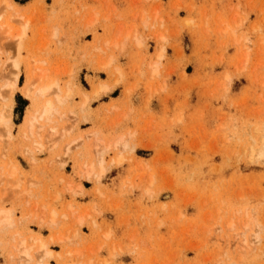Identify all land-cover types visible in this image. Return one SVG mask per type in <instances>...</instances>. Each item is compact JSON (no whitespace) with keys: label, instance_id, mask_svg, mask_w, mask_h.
<instances>
[{"label":"rangeland","instance_id":"rangeland-1","mask_svg":"<svg viewBox=\"0 0 264 264\" xmlns=\"http://www.w3.org/2000/svg\"><path fill=\"white\" fill-rule=\"evenodd\" d=\"M5 1L1 23L29 26L0 32V264H264V0ZM38 68L70 89L60 136L27 126ZM93 133L128 142L100 181L78 159ZM21 239L52 256L18 260Z\"/></svg>","mask_w":264,"mask_h":264},{"label":"bare ground","instance_id":"bare-ground-1","mask_svg":"<svg viewBox=\"0 0 264 264\" xmlns=\"http://www.w3.org/2000/svg\"><path fill=\"white\" fill-rule=\"evenodd\" d=\"M9 1V0H8ZM8 1H5V3H6V6L5 7H7V5H10V6H8V7H10L11 8V4L8 2ZM8 2V3H7ZM11 2V1H10ZM14 5V4H13ZM16 5V4H15ZM17 6V5H16ZM12 9V8H11ZM13 10V9H12ZM2 14V12L0 11V32H2L3 33V35H5L7 38H11V39H13V41L15 42V44L17 45V43H18V45H19V43H21L22 42V40H24V38H26V31H27V28H28V26L27 25H23L22 27H21V30H19L20 28H18V29H15L16 31H14L13 29H12V26H7V24H6V26L5 25H3L1 22H3L2 20V18H3V16L1 15ZM2 19V20H1ZM96 21H98V20H96ZM244 22V21H243ZM4 23V22H3ZM192 24V23H191ZM14 27V26H13ZM27 27V28H26ZM258 27V26H257ZM256 29V28H255ZM18 30V31H17ZM1 35V34H0ZM121 35V34H120ZM122 36V35H121ZM121 36H119V39H120V37ZM129 37V33L126 35V39H125V41L127 40V38ZM118 38V37H117ZM248 38V37H247ZM118 39V40H119ZM117 40V41H118ZM9 41V40H8ZM25 41V40H24ZM116 41V42H117ZM113 42V44L115 43L114 41H112ZM139 42V41H138ZM141 42V41H140ZM140 42H139V44H140ZM12 43V42H11ZM24 44V43H23ZM117 44V43H116ZM119 44V43H118ZM121 44H123V47L125 46L124 44H126V43H121ZM121 44H119V45H121ZM111 45H112V43H111ZM23 47V46H22ZM108 48H109V46H107ZM115 47V46H114ZM122 47V48H123ZM21 48V47H20ZM163 51V50H162ZM4 52H6V51H4ZM0 54H1V52H0ZM162 55H163V53H162ZM161 54H160V56L159 57H161L162 56ZM113 58V57H112ZM9 60V59H8ZM115 60L113 59V62H114ZM13 62H14V66H13V68L15 67L16 68V70L18 69V71H19V64H18V61H16L15 62V59L13 60ZM12 62V63H13ZM113 62L111 61V64H113ZM16 63V64H15ZM107 64V65H106ZM106 64H105V67H107L108 66V62H106ZM1 65H2V60H1V55H0V67H1ZM12 66V65H11ZM155 67V66H154ZM14 68V69H15ZM39 69V76H40V80L42 79L44 82L40 85V86H38L37 88H35V90H34V88H33V86L35 85V83H33L34 81V79H32V81H30V82H27L25 85H24V87H23V93L26 95V96H30L33 100H34V103H35V105H34V107H32V109H34L35 108V113H32L33 115H30V116H28V118H27V120H26V122H27V126L30 128H28L29 130H31L32 129V132L34 133H36L37 134V130L36 129H40L41 131H44L45 132V130H46V128H48L49 130L48 131H50V132H54V131H56V134L57 133H59V132H57V128H56V130H54L55 128H54V124H55V122H56V119L58 120V119H61V113H60V106L63 104V102H65L66 101V97H67V99L69 100L70 98H68V96L70 95V89L68 90L67 88H69L70 86V84L67 86V88H65L66 90H68V93H64V91H63V89H62V87H61V85H60V83H59V81L57 80V79H47V76H48V74H46V71L47 70H45L44 71V69L43 70H41L40 68H38ZM107 69H109V66L107 67ZM15 70V71H16ZM118 70V69H117ZM119 71V70H118ZM153 71H155L154 69H153ZM1 72H3V69H2V71ZM0 72V77H1V73ZM121 72V71H120ZM33 73H36V71L35 72H33ZM141 74V73H140ZM3 75V74H2ZM122 76V75H121ZM5 77H6V75H5ZM12 77H13V79L11 80V82H9L8 83V85H6V87H7V89L6 88H4V89H6V92H7V90L9 91V94H8V92H7V94H8V97L10 96V98H11V93L10 92H15L16 90H17V88L19 87V77H18V75L15 73L14 74V76L12 75ZM6 80V79H5ZM9 80V79H8ZM41 80V81H42ZM117 82V81H116ZM115 82V83H116ZM39 83V82H38ZM107 84V83H106ZM106 84H100L99 86H98V88L97 89H95L94 90V92H93V99L95 98V97H97V96H99V94H101V92H107V91H110V87L109 86H107ZM65 86V87H66ZM3 87V86H2ZM112 87H113V85H112ZM71 88V87H70ZM112 90V89H111ZM3 90H0V94H2L3 95V92L5 91H3ZM5 92V93H6ZM67 92V91H66ZM11 94V95H10ZM71 96V95H70ZM73 96V95H72ZM13 97V96H12ZM82 97V96H81ZM83 98V97H82ZM12 100V99H11ZM71 100V99H70ZM88 101H89V96L88 95H84V104H86V105H89L88 104ZM67 103V102H66ZM14 104V103H13ZM65 104V103H64ZM81 105V104H80ZM86 105H85V109H86ZM8 107H10V106H7V108ZM62 107V106H61ZM81 107V106H80ZM84 107V106H83ZM83 107H82V109H83ZM11 108V107H10ZM10 108H8L7 109V112H9V109ZM2 111V110H1ZM6 111V110H5ZM82 111H84V109L82 110ZM7 112H5V113H7ZM5 113H1L0 114V126H2V127H5L9 132H11V127L13 126V122L11 121V118H10V113H7V114H5ZM12 113V112H11ZM74 113V112H73ZM31 114V113H30ZM63 114V113H62ZM77 115V114H76ZM63 119V118H62ZM36 126V128H35V130H33V128ZM39 126V127H38ZM2 127H1V129H2ZM38 127V128H37ZM5 128H3V129H5ZM5 129V130H6ZM7 130L5 131V132H7ZM27 130V129H26ZM39 130V131H40ZM1 131V130H0ZM47 131V130H46ZM9 132H7V133H9ZM31 132V131H30ZM50 132H48L49 134H50ZM23 133H25V132H23ZM55 133V132H54ZM53 133V134H54ZM6 134V133H5ZM27 134H28V136H29V131L27 130ZM32 134V133H31ZM30 134V135H31ZM52 134V135H53ZM51 135L50 137H52V138H54L55 139V137H56V139L60 136V133H59V136L58 135ZM93 135L96 137V140H94V142L96 141V148H97V151H95L97 154H98V157L96 158V159H94V160H91V161H89V160H87L86 159V155H85V152H84V150L83 151H79V154H78V159H79V161H81V163H80V168H81V175L84 177V178H87V179H90V178H93V177H96V179H98L99 181H100V179H101V177L103 176V174H104V171H105V167H104V163H105V159H104V157H105V154L108 152V151H110V150H114V151H117V150H119V149H121V150H125L127 147H128V142H127V137L126 136H120V137H118V138H116V140L115 141H113V143H111V144H108L107 143V145H105L104 144V142L101 140V139H99V137H98V133H93ZM23 136H24V134H23ZM26 136V135H25ZM23 137V138H27V137ZM55 136V137H54ZM8 137H9V134H8ZM33 138H35V137H33ZM52 138H51V141H52ZM53 139V140H54ZM50 140V139H49ZM56 143V142H55ZM52 145H54V144H52ZM117 155V156H116ZM115 155V157H113V158H115L114 159V163H116V164H119V163H121V161L123 160L122 159V153L121 154H116ZM124 157V156H123ZM112 162H113V160H112ZM111 162V163H112ZM112 165V164H111ZM120 165V164H119ZM79 168V167H78ZM109 168V164H108V166H107V168L106 169H108ZM14 171V170H13ZM105 176V175H104ZM82 190V188L81 187H79V191H81ZM11 212H13V211H11V210H9V211H6V210H4V209H0V227H4V229L6 228V227H11L12 225H14L12 222V214H11ZM6 226V227H5ZM2 227V228H3ZM3 230V229H2ZM6 230H7V228H6ZM5 230V231H6ZM74 237H76V234H75V236H73V239H75ZM13 238V237H12ZM67 238V237H66ZM18 239V238H17ZM31 239V238H30ZM13 241L12 242H14V240H15V238H13L12 239ZM22 241H21V243H19V241H18V243H17V241H16V244H15V248H17V251H18V255H17V257H18V260H22V261H24V259H25V261H32L33 260V255H32V252L34 251V248L36 247V248H38L37 250H38V252H40V251H42L43 252V254L45 255V257H51L52 256V254H51V252L50 251H48L47 250V246H46V244H44V242L43 241H41V240H36L35 241V239L33 240L34 242H32V240H27V244L25 243V241H26V239L25 240H23V239H21ZM41 241V242H40ZM30 243V245L31 246H28L29 245V243ZM31 242L32 243H34V245L33 244H31ZM35 242L38 244V245H36L35 244ZM61 242V241H60ZM11 243V242H10ZM4 244V243H3ZM7 245V244H6ZM12 247H13V245H12ZM14 251H16V249H13ZM16 251V252H17ZM20 256V257H19ZM20 258V259H19ZM41 264H43V263H41Z\"/></svg>","mask_w":264,"mask_h":264},{"label":"crops","instance_id":"crops-1","mask_svg":"<svg viewBox=\"0 0 264 264\" xmlns=\"http://www.w3.org/2000/svg\"><path fill=\"white\" fill-rule=\"evenodd\" d=\"M82 231H83V234L89 235V232L86 230V228H83Z\"/></svg>","mask_w":264,"mask_h":264}]
</instances>
